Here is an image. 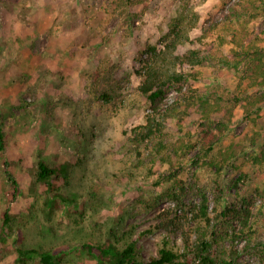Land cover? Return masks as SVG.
<instances>
[{"label":"rangeland","instance_id":"rangeland-1","mask_svg":"<svg viewBox=\"0 0 264 264\" xmlns=\"http://www.w3.org/2000/svg\"><path fill=\"white\" fill-rule=\"evenodd\" d=\"M179 1L0 0V121L6 135L0 238L4 213L12 216L5 241L0 239V264H15L19 246L67 251L63 264H97L80 247L108 237L119 247L135 241L138 260L147 262L164 244L184 252L198 227L215 234L216 257L229 261L237 254L232 264H264V164L253 162L264 143V103L250 116L237 106L211 152L202 150L196 121L169 124L159 147L130 140L149 113L138 90L141 52L161 45ZM189 1L200 15L193 40L212 16L216 23L220 18L205 46L217 35L228 37L239 22L251 32L264 28V0ZM220 50L229 53L227 46ZM245 65L244 59L228 66L215 58L187 68L197 76L184 90L226 98L253 94L259 88L242 79ZM177 95L171 90L165 105ZM224 155L228 163L218 172L212 164L224 163ZM39 159L71 166L68 181L58 184L73 203L58 201L52 212L43 207L48 196L35 182ZM203 194L208 222L196 218ZM244 208L250 211L247 225L234 211Z\"/></svg>","mask_w":264,"mask_h":264},{"label":"trees","instance_id":"trees-1","mask_svg":"<svg viewBox=\"0 0 264 264\" xmlns=\"http://www.w3.org/2000/svg\"><path fill=\"white\" fill-rule=\"evenodd\" d=\"M179 6L167 26V31L163 36L162 43L158 45H147L141 52L140 67L138 74L141 82L138 87L140 93L146 98L149 104V113L144 125L133 130L131 142L138 145L155 144L162 146L167 138L168 125L172 122L187 125L195 122L200 126L203 133L202 150L211 152L215 149L216 143L224 136L231 121L234 110L237 106H242L245 115L250 116L254 110L264 103V28L258 32H251L246 24H239L230 32L229 36L217 35L216 41H211L208 45L204 39L210 37L218 26L220 18L212 16L201 28L200 35L193 40L191 32L196 29L200 22V15L196 11L194 4L189 0H180ZM202 3V2H201ZM224 13V11H223ZM197 42L200 47L189 48L188 43ZM204 46V48H201ZM229 48L228 55L221 52V48ZM221 53V54H220ZM227 57V60H226ZM217 58V62L231 65L232 61L244 59L246 65L243 70L242 79L249 80L250 87H258L259 90L253 94L233 95L226 98L222 95H212L196 90L195 93H187L184 86L190 79H195L197 74L187 72V68L201 67L207 62ZM229 59V61H228ZM231 61V62H230ZM171 90H176V99L165 105L168 94ZM106 96V95H105ZM6 147V135L3 123L0 121V152ZM228 156L224 155V163L217 165V171L224 169L228 163ZM253 162L258 165L264 164V143L257 146L253 155ZM71 166L67 163L53 166L43 159L37 162L35 182L45 188L47 198L44 208L53 211L58 201L65 204L73 203L74 200L61 194L58 180L61 178L68 181ZM15 191L18 189L15 180H12ZM184 185L181 187L183 191ZM237 216H243L242 223L247 225L249 219V209L234 210ZM244 211V212H243ZM244 214V215H242ZM196 218L200 222H208V201L205 194ZM12 216L9 211L3 215L0 239L5 241V230L10 229ZM198 236L194 242L186 239L184 252L179 253L164 244L158 251V256L144 262L138 260L137 243L128 241L119 247L112 237L106 238L101 243L86 242L81 245V250L96 260L97 264H232L238 255L231 256L227 261L225 258L215 256L213 247L215 246V234H209L207 228L198 227ZM215 239V240H214ZM67 251H50L43 248H29L19 246L16 248L15 264H28L34 260L39 264H63V256ZM193 255V259H188V254ZM4 258L3 250H0V261Z\"/></svg>","mask_w":264,"mask_h":264}]
</instances>
